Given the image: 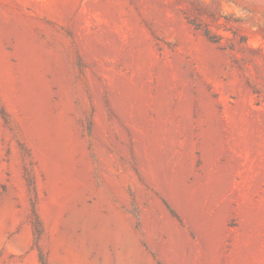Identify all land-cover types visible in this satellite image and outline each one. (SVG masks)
Returning a JSON list of instances; mask_svg holds the SVG:
<instances>
[{"label":"rangeland","instance_id":"rangeland-1","mask_svg":"<svg viewBox=\"0 0 264 264\" xmlns=\"http://www.w3.org/2000/svg\"><path fill=\"white\" fill-rule=\"evenodd\" d=\"M61 239L264 264V0H0V264Z\"/></svg>","mask_w":264,"mask_h":264},{"label":"bare ground","instance_id":"bare-ground-1","mask_svg":"<svg viewBox=\"0 0 264 264\" xmlns=\"http://www.w3.org/2000/svg\"><path fill=\"white\" fill-rule=\"evenodd\" d=\"M103 229V228H102ZM104 230V229H103ZM101 236H108L104 231ZM134 248L127 250V253L120 256L123 264H136L140 259ZM84 243L73 240L61 239L56 244V256L65 264H90L87 261Z\"/></svg>","mask_w":264,"mask_h":264},{"label":"trees","instance_id":"trees-1","mask_svg":"<svg viewBox=\"0 0 264 264\" xmlns=\"http://www.w3.org/2000/svg\"><path fill=\"white\" fill-rule=\"evenodd\" d=\"M196 27L198 28V26ZM205 36L208 38V40H210L213 43H219L220 39H222L220 35L212 34L210 30L205 31Z\"/></svg>","mask_w":264,"mask_h":264}]
</instances>
